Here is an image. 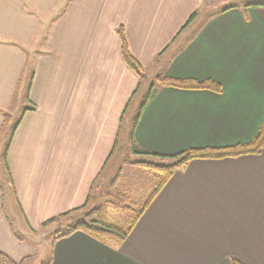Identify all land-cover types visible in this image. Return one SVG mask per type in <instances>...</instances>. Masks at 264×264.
I'll return each instance as SVG.
<instances>
[{
    "label": "crops",
    "instance_id": "1",
    "mask_svg": "<svg viewBox=\"0 0 264 264\" xmlns=\"http://www.w3.org/2000/svg\"><path fill=\"white\" fill-rule=\"evenodd\" d=\"M248 5L208 15L203 0H0L1 149L29 85L8 185L0 179V252L36 257L16 233L31 238L79 213L124 140L163 157L253 142L264 124V4ZM120 31L145 71L221 92L158 87L135 126L141 79ZM46 248L49 264H264V150L176 171L116 247L76 232Z\"/></svg>",
    "mask_w": 264,
    "mask_h": 264
},
{
    "label": "trees",
    "instance_id": "2",
    "mask_svg": "<svg viewBox=\"0 0 264 264\" xmlns=\"http://www.w3.org/2000/svg\"><path fill=\"white\" fill-rule=\"evenodd\" d=\"M248 5L247 7H250ZM258 6V5H253ZM264 6V5H263ZM196 18V14L190 19L189 24ZM120 33L121 38V53L125 64L135 72L141 80L145 79L146 71L140 66V64L135 60V58L131 55L127 42L124 38L122 31ZM156 86H152L144 98V102L139 110V113L136 117L135 126L138 123V120L147 105V103L155 96L156 88H176V89H183V90H212L215 92L220 93L221 90L219 86L214 83L213 81H206V82H197L193 80H176L171 78H157L156 79ZM21 119L18 121L16 126L14 127L11 135L8 137V141L6 147L4 149L3 161L4 166H6V155L10 147L11 138L13 136L14 131L16 130L18 124L20 123ZM134 126V127H135ZM1 136V133H0ZM133 136V133H132ZM132 150L135 155L141 157H153L164 162H171L170 164H162V165H153L151 163L140 162L137 165L141 166L145 170L153 171L160 173L161 180L156 187V189L151 193L149 199L145 202L143 208L139 211H134L131 206V199L130 197L112 186L109 192L105 195L104 203L99 206L98 208L92 209L88 213L85 214L84 218L77 222L74 226H70L65 232L59 233L53 240L56 242L60 239L67 238L76 232H82L89 237L93 238L94 240L98 241L109 247H116L123 242H125L134 229L135 225L137 224L138 220L141 218L145 210L154 200V198L158 195L161 189L166 185V183L170 180L173 174L185 168L189 163L194 160H222L227 158H238L245 155H259L264 150V124L262 125L259 134L255 138V140L246 145H238L232 148L226 149H202V150H189L183 154L171 157H163L152 154L150 152L144 151L136 147L132 139ZM118 143L115 144L113 155L116 153ZM112 158V156H111ZM107 165H105L104 171L107 169ZM101 173V175L103 174ZM101 175L95 180L93 187L91 189V193L88 197L87 203L79 210L74 212H81L85 210L91 203L92 192L94 190L96 182L101 177ZM116 184V183H114ZM110 210L119 211V212H130L134 213L129 219L128 227L121 228L117 226L116 223L113 222V217L110 215ZM68 216V214L64 215L63 217ZM62 218V217H61ZM59 219H53L48 224H52ZM45 225V226H46ZM233 264H240L235 259L232 260ZM0 264H24V261L19 263L13 261L9 256L0 252ZM46 264H49L46 263Z\"/></svg>",
    "mask_w": 264,
    "mask_h": 264
},
{
    "label": "rangeland",
    "instance_id": "3",
    "mask_svg": "<svg viewBox=\"0 0 264 264\" xmlns=\"http://www.w3.org/2000/svg\"><path fill=\"white\" fill-rule=\"evenodd\" d=\"M248 4L260 5L264 4V0H203L201 14L207 13L208 15H210L232 6H246ZM161 70L162 69L158 70L157 67H155L154 69L146 71L145 79L141 80V88L135 99L133 100L131 108L128 112L129 117H131L133 113L132 111L137 109L136 105L142 102L145 95H147V93L149 92L150 88L154 85H157L156 79L159 78L158 76H160V78H163L161 77ZM28 86L29 85L26 86L25 91L24 83L22 84L21 94L20 92H18V95L16 97L17 100H15V106H13V108L8 112L10 119L8 120L9 122L7 123L5 129V134L7 137L11 135L14 127L22 117V111L25 107H27H23V104H25V101L27 99L26 92L28 90ZM124 141H126V145L122 144L120 146L116 157L112 160L110 165L98 179V182H96L94 190L92 192L91 203L85 210L73 216H69L66 219L58 220L55 224H51L46 230H44V232L32 235L31 238L27 236L29 235V233H16L20 240L29 242V244L33 246L37 251L36 257L27 259L24 264H46L48 260V248H46V245H48V242H52V240H54V238L59 233L61 234L65 232L70 226H74L77 222L81 221L86 213L101 206L105 201V195L109 192L110 188H112L113 185L116 190L123 192L130 197L131 206L134 211H139L143 208L151 193L158 186L161 180V175L160 173L145 169V171L141 172L140 175L139 170L135 171L134 167H140V169H143L141 166L137 165V163L140 162L151 163L153 165H167L171 162H164L153 157H139L134 154L131 143H128L129 140ZM3 149L4 148H0V179L3 180L4 184H7L6 180L8 179L5 177L3 172L5 169L3 161ZM8 187L9 186H7V188ZM5 195L7 204L6 208L8 214L10 215V213H13L14 211H12L11 209L14 200L13 198H10L12 193L8 192V190L6 191ZM132 214L134 213L110 210V215L113 217V222L121 228L128 227L129 219ZM13 219L15 221L14 224L17 223L16 217H14Z\"/></svg>",
    "mask_w": 264,
    "mask_h": 264
}]
</instances>
